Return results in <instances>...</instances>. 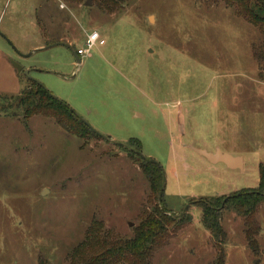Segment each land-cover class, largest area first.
<instances>
[{
	"label": "rangeland",
	"instance_id": "1",
	"mask_svg": "<svg viewBox=\"0 0 264 264\" xmlns=\"http://www.w3.org/2000/svg\"><path fill=\"white\" fill-rule=\"evenodd\" d=\"M85 1L0 0V264H68L92 221L131 236L156 202L140 154L164 171L169 213L191 217L151 264H212L220 253L224 264H264V204L258 262L241 217L220 210L216 243L198 208L258 184L262 36L223 0H127L109 13ZM92 31L104 43L80 64L64 46L39 49L62 41L75 50ZM29 80L99 137L25 117L18 97ZM200 148L241 157V169L209 163Z\"/></svg>",
	"mask_w": 264,
	"mask_h": 264
},
{
	"label": "trees",
	"instance_id": "2",
	"mask_svg": "<svg viewBox=\"0 0 264 264\" xmlns=\"http://www.w3.org/2000/svg\"><path fill=\"white\" fill-rule=\"evenodd\" d=\"M85 0H68L70 3H82ZM99 9L113 12L127 0H93ZM226 7H234L237 14L252 24L264 41V0H223ZM25 117L31 115L48 116L61 124L70 135L86 138L98 136L88 125L84 124L75 112L66 104L54 98L40 83L29 80V84L18 97ZM99 137V136H98ZM138 141V140H137ZM139 168L156 202L149 210L139 215V223L132 229V235L120 237L105 232L102 223L92 221L79 242L68 256V264H151L155 252L163 247L173 232L178 231L191 219L187 214L173 216L163 202L164 182L161 167L151 159L139 155ZM254 189H241L229 197L210 199L198 204L200 224L208 231L216 243L225 236L220 220L221 211L228 210L241 217L244 226L246 246L259 261L257 236L260 233L256 213L264 204V165H258V181ZM160 195V201L158 196ZM260 255V254H259ZM212 264H224L220 253Z\"/></svg>",
	"mask_w": 264,
	"mask_h": 264
},
{
	"label": "water",
	"instance_id": "3",
	"mask_svg": "<svg viewBox=\"0 0 264 264\" xmlns=\"http://www.w3.org/2000/svg\"><path fill=\"white\" fill-rule=\"evenodd\" d=\"M91 0H86L85 5H90ZM64 46L66 47L69 51L72 52V55L75 57L77 60V64H80L81 60L80 58L76 55L73 47L71 44H66L62 41H56L53 44L47 45L45 47L39 48V49H47V48H52L54 46ZM12 62V61H11ZM14 67L17 69L18 72L22 71V67L19 66L17 63L12 62ZM28 70H23V73L27 76L28 75ZM72 111V110H71ZM80 119V118H79ZM81 120V119H80ZM82 121V120H81ZM83 122V121H82ZM84 123V122H83ZM86 124V123H84ZM87 125V124H86ZM195 153H197L199 156H203L209 163L211 164H217V163H222L225 165V167L233 170L236 168L241 169L242 166V158L239 156H232L227 152H222L219 148H216L214 152H208L202 148L200 149H193ZM163 182H165V177L163 173ZM160 195L158 196V202L160 201Z\"/></svg>",
	"mask_w": 264,
	"mask_h": 264
},
{
	"label": "built area",
	"instance_id": "4",
	"mask_svg": "<svg viewBox=\"0 0 264 264\" xmlns=\"http://www.w3.org/2000/svg\"><path fill=\"white\" fill-rule=\"evenodd\" d=\"M102 43H104V40L100 38L98 32H87L85 39H83L81 42V45L75 49V53L79 58L86 57L91 53V50L95 46L102 45Z\"/></svg>",
	"mask_w": 264,
	"mask_h": 264
},
{
	"label": "crops",
	"instance_id": "5",
	"mask_svg": "<svg viewBox=\"0 0 264 264\" xmlns=\"http://www.w3.org/2000/svg\"><path fill=\"white\" fill-rule=\"evenodd\" d=\"M42 46V45H41Z\"/></svg>",
	"mask_w": 264,
	"mask_h": 264
},
{
	"label": "flooded vegetation",
	"instance_id": "6",
	"mask_svg": "<svg viewBox=\"0 0 264 264\" xmlns=\"http://www.w3.org/2000/svg\"><path fill=\"white\" fill-rule=\"evenodd\" d=\"M75 51V50H74Z\"/></svg>",
	"mask_w": 264,
	"mask_h": 264
}]
</instances>
